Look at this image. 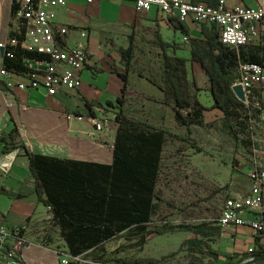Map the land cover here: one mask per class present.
Segmentation results:
<instances>
[{"label":"crops","instance_id":"0c3cea01","mask_svg":"<svg viewBox=\"0 0 264 264\" xmlns=\"http://www.w3.org/2000/svg\"><path fill=\"white\" fill-rule=\"evenodd\" d=\"M135 1L99 0L88 4L87 0H67L66 7L49 10L53 22L67 27L71 44L78 40L79 31L88 33L89 59L80 75L81 87L76 92L48 97L43 90L9 93L0 85V165L8 163L6 171L0 170V218L10 230H20L32 243L23 252L22 264H58L55 252L68 251L61 228L39 199L36 181L28 169L27 154L63 161L113 164L119 125L115 121V110L109 104L122 95L124 84L120 74L126 70L124 51L130 47L131 39H134V54L123 107L125 124L129 127L164 129L173 134L170 128L179 125L174 104L163 102L165 94L161 88L165 51L160 41L166 46L168 57L187 60L190 83L195 82L203 90L209 88L203 71L200 68L198 71L199 66L190 61V42L184 43V38H189V41L201 38L204 30L211 28L210 25L195 24L190 19L181 23L163 15L156 7L138 15ZM261 5H264V0H226L227 8ZM11 16V0H0V43L8 38ZM260 30L264 35V22ZM244 51L258 55L264 64V49L251 46ZM157 66L160 81H154L149 75ZM145 110L159 113L160 123L144 121ZM212 111L205 113L204 124L215 120L223 125L222 115H214ZM68 115L71 117L69 120ZM76 117H81L82 121ZM91 119H96L104 129L96 131ZM234 130L239 165L232 174L230 195L236 196L247 194L252 187L248 178L252 169V143L248 130L239 119L234 122ZM258 137L264 150V130L259 131ZM262 164L264 166V160ZM153 229L152 222L147 230ZM240 234L243 240L253 241L251 246L254 247V237L248 228L221 232L214 239L221 245L215 247L216 242L211 243L212 248L220 253L221 261L231 254L232 242ZM163 237L153 236V239Z\"/></svg>","mask_w":264,"mask_h":264},{"label":"trees","instance_id":"16d2710c","mask_svg":"<svg viewBox=\"0 0 264 264\" xmlns=\"http://www.w3.org/2000/svg\"><path fill=\"white\" fill-rule=\"evenodd\" d=\"M217 6L218 0H193ZM201 38L190 42L193 65L203 71L209 88H196V95L190 91L187 60L168 57L166 46L161 88L165 94L164 104H174L175 118L180 126L186 128L189 136L194 126L205 123V113L218 110L223 117V127L234 137V121L240 120L245 106L234 95L232 87L236 81L240 63L262 64L258 55L232 50L220 40L218 29L210 26ZM134 54V39L124 51L126 70L120 76L123 79L122 95L110 103L115 112V121L119 125L114 145L112 165H98L88 162L63 161L40 154L28 153V169L36 181V191L40 201L51 208L55 223L61 228V236L68 252L78 256L104 251L107 243L118 240H134L135 247L145 246L153 236H166L188 232L194 238L182 243L190 255L209 256L207 264H235L232 257L221 261L218 250L211 243L221 234L217 223L199 225L164 224L153 230H147L153 222L158 204L157 183L161 172L162 153L168 138L186 142L184 137L173 135L164 129L148 127H129L125 124L123 107L127 95L130 66ZM35 59V55L26 54ZM18 62L7 64L8 69ZM12 65V66H11ZM242 125L247 126L244 122ZM248 133V132H247ZM201 152V151H199ZM118 247L116 253L123 251ZM175 254L161 259H138L133 264H162ZM246 261L253 259L255 264H264V231L254 236V247L245 253ZM95 264L111 262L103 256L94 258ZM123 264H132L120 260Z\"/></svg>","mask_w":264,"mask_h":264},{"label":"built area","instance_id":"2783aa9c","mask_svg":"<svg viewBox=\"0 0 264 264\" xmlns=\"http://www.w3.org/2000/svg\"><path fill=\"white\" fill-rule=\"evenodd\" d=\"M98 1L87 0V3ZM66 5L67 0H11L8 38L0 43L4 50L0 59L3 90L9 93L43 90L46 96L55 97L76 92L81 87L80 75L89 59L88 33L79 31L78 40L71 44L67 27L57 25L49 15V10ZM153 7L181 23L190 19L195 24L215 26L223 45L232 50L240 51L251 46L264 49V35L260 30L264 22V5L227 8L226 0H218L215 7L204 2L195 4L193 0L135 1L138 15ZM184 43H189V38H184ZM26 54L36 57L28 58ZM13 62H18L17 66L12 69L11 65L12 68L8 69L6 63ZM236 76L232 91L237 86L243 90L245 112L241 113L240 122L246 124L252 143V169L248 177L252 187L247 194L230 195L225 200L217 225L222 232L248 228L254 237L264 231V150L258 137L259 131L264 130V64L240 63ZM70 118L68 115L67 119ZM76 118L82 121L81 117ZM91 122L96 131L104 129L96 119H91ZM7 169L8 163L0 165L1 171ZM47 208L51 212V208ZM31 244L20 230H10L0 218V264H22L23 252ZM55 254L58 264H95L86 257L87 253L74 256L59 250ZM247 262L255 264L253 259Z\"/></svg>","mask_w":264,"mask_h":264},{"label":"rangeland","instance_id":"374dc122","mask_svg":"<svg viewBox=\"0 0 264 264\" xmlns=\"http://www.w3.org/2000/svg\"><path fill=\"white\" fill-rule=\"evenodd\" d=\"M149 75L154 81H160L158 66ZM196 88L192 81L190 91L193 96L197 93ZM212 113L221 114L218 110H213ZM159 115L145 110L144 121L160 123ZM192 130V135L189 136L182 126L170 128L173 134L184 137L186 142L168 138L165 144L156 189V195L161 201L155 200L158 209L153 216L154 229L157 225L164 224L194 226L217 223L223 204L231 194L232 174L239 165L235 137L215 120L194 126ZM237 236V240L234 238L232 242L233 246H229L231 254L228 256L234 258L235 264H250L246 261L245 253L253 249V241L243 240L241 234ZM188 237L194 235L181 232L169 234L159 240L152 237L147 248L135 247L136 238L116 240L107 243L104 251L93 252L89 260L103 256L111 261L107 264H123L117 262L120 260L133 264L138 259H161L175 254L162 264H207L208 254L190 255L186 249L181 250L183 241ZM214 242L217 244L215 247L221 245L218 240ZM118 247H123V251L117 254L115 251Z\"/></svg>","mask_w":264,"mask_h":264},{"label":"water","instance_id":"95a60500","mask_svg":"<svg viewBox=\"0 0 264 264\" xmlns=\"http://www.w3.org/2000/svg\"><path fill=\"white\" fill-rule=\"evenodd\" d=\"M3 53H4V50L2 48H0V59L3 57ZM233 93L238 100H240L241 102H244V100H245L244 94H243V90L240 86L234 87Z\"/></svg>","mask_w":264,"mask_h":264}]
</instances>
